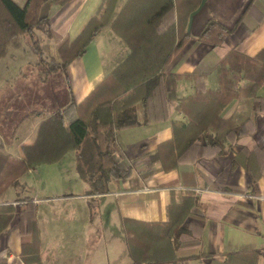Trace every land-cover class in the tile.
<instances>
[{
  "label": "crops",
  "instance_id": "1",
  "mask_svg": "<svg viewBox=\"0 0 264 264\" xmlns=\"http://www.w3.org/2000/svg\"><path fill=\"white\" fill-rule=\"evenodd\" d=\"M14 1L21 6L25 0ZM101 1L68 0L59 5L46 0L39 14L47 15L57 40L73 39ZM125 1L116 0L114 14ZM209 20L230 30L217 46L198 38ZM185 32L187 40L165 69L180 75L177 98L165 103L163 115L116 133L113 158L119 168L128 170L127 176L109 180L105 192H89L69 150L56 162L32 167L1 194L0 206H17L25 197L36 205L42 264H130L121 220L164 221L172 194L184 190H193L196 203L181 224L176 264H204L207 258L202 253L222 259L228 251L264 248V171L257 179V192L250 191L239 153L242 147L264 148V109L255 111L252 99L246 97L233 98L223 107V118L244 120V124L238 138L229 136L224 141L221 153L205 147L207 153L199 154L196 147L206 144L202 134L173 168L163 169L158 156L159 146L172 137L171 122L187 120L177 104L178 98L194 93L189 75L201 74L205 86L215 89V66L229 49L253 55L264 45V0H200L187 17ZM128 53L110 27L102 28L85 51L67 64L70 93L63 102L83 100ZM52 57L59 60L57 49ZM7 68L0 59V90L9 88ZM257 94L264 101L263 85ZM20 101L21 95L4 100L0 92L1 151L14 157L23 156L22 146L34 141L39 122L49 114L36 112L31 99L26 108ZM20 252L19 219L13 214L0 231V264H34L24 261ZM262 258L257 264H264Z\"/></svg>",
  "mask_w": 264,
  "mask_h": 264
},
{
  "label": "trees",
  "instance_id": "2",
  "mask_svg": "<svg viewBox=\"0 0 264 264\" xmlns=\"http://www.w3.org/2000/svg\"><path fill=\"white\" fill-rule=\"evenodd\" d=\"M46 0H25L18 5L14 0H0V58L7 45L19 33L32 37L33 29L47 24V15L39 14ZM62 5L68 0H49ZM200 0H126L111 22V28L126 43L129 53L80 102L70 98L57 106L38 124L34 141L22 146V157L1 151L0 144V196L10 186L17 185L21 175L40 164L60 160L71 150L75 154L76 168L88 183L89 192H105L107 182L128 175L113 158V143L118 130L137 126L148 119L164 114L168 100L175 99L177 73L165 69L172 57L187 40L185 24L189 13ZM115 0H102L96 13L73 38L62 37L56 41L59 60L51 57L52 69H59L67 83L66 66L80 56L88 43L112 17ZM108 10V18L103 20ZM230 30L209 20L198 38L212 46L219 45ZM33 42H36L34 38ZM41 54L38 46L34 45ZM40 62L44 61L39 57ZM48 65V64H47ZM46 66V65H45ZM47 71V70H46ZM218 86H205L201 74H190L194 93L178 98L177 109L187 120H174L172 137L161 144L158 156L163 169L173 168L194 142L204 134L206 144L196 147L205 154L210 147L221 153L224 141L239 137L244 120L237 122L220 115L223 107L233 98H251L255 111L264 109V101L257 94L264 80V45L253 55L229 49L215 66ZM67 92L69 88L67 86ZM142 116V117H141ZM165 117V116H163ZM207 145V146H206ZM162 147L164 148L163 150ZM161 148V149H160ZM243 164L248 172V187L257 192L256 182L264 171V148H241ZM264 161V160H263ZM25 202L0 206V231L13 214L19 219L21 235L20 256L24 261L42 264L40 233L37 225V207L28 197ZM196 203L193 190L172 194L166 208L164 221L145 222L132 218L121 220L130 264H176L179 256L181 224ZM207 259L204 264H257L264 256V248L232 250L219 259L213 254H200Z\"/></svg>",
  "mask_w": 264,
  "mask_h": 264
},
{
  "label": "rangeland",
  "instance_id": "3",
  "mask_svg": "<svg viewBox=\"0 0 264 264\" xmlns=\"http://www.w3.org/2000/svg\"><path fill=\"white\" fill-rule=\"evenodd\" d=\"M113 11L111 13L112 17H109V20H107L104 27L111 28L112 19L119 12L118 11L114 14ZM107 14L108 10L105 13L103 20L108 18ZM39 25V27L33 29L34 35L32 37H30L28 33L21 32L8 43L6 54L2 58H4L8 67L6 81L9 88H1L0 92L3 94L4 100L10 95H13L14 97L21 95L22 101L20 102L23 103V108H26L24 104H29L31 99L33 101L31 106H33L36 112L49 111L50 113L57 106L64 104L63 97L68 94L67 83L60 70L57 68L52 69V63H50L52 50L56 51V43L54 45V42L57 41V38L53 35L48 36L45 31L47 24L40 23ZM34 38L36 39V42H33ZM121 41L126 45L122 39ZM34 45L40 48L41 54L35 51ZM39 57L44 61L40 62L41 60H39ZM2 90L4 91L2 92ZM31 90H33V93L30 92ZM33 94L37 95L34 96ZM36 96L38 99H36ZM1 102H3V100ZM262 259L264 260V258Z\"/></svg>",
  "mask_w": 264,
  "mask_h": 264
},
{
  "label": "built area",
  "instance_id": "4",
  "mask_svg": "<svg viewBox=\"0 0 264 264\" xmlns=\"http://www.w3.org/2000/svg\"><path fill=\"white\" fill-rule=\"evenodd\" d=\"M262 85L264 86V80L262 81Z\"/></svg>",
  "mask_w": 264,
  "mask_h": 264
}]
</instances>
